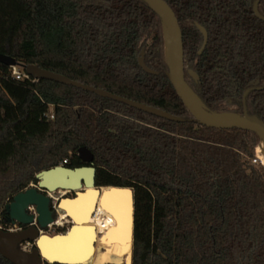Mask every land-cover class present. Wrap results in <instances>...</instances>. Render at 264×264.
<instances>
[{"label": "trees", "instance_id": "trees-1", "mask_svg": "<svg viewBox=\"0 0 264 264\" xmlns=\"http://www.w3.org/2000/svg\"><path fill=\"white\" fill-rule=\"evenodd\" d=\"M166 1L182 29L188 84L212 111L242 114L246 106L264 120V89L243 102L247 89L264 86L256 0ZM197 23L208 32L202 54ZM164 47L162 20L143 0H0V53L21 69L35 64L185 119L55 80H17L0 63L1 223L8 199L39 172L93 165L97 186L134 189L132 264H264L260 139L194 120L167 77ZM143 49L158 75L140 66ZM83 146L92 163L81 160ZM0 264L13 263L0 255Z\"/></svg>", "mask_w": 264, "mask_h": 264}, {"label": "water", "instance_id": "water-1", "mask_svg": "<svg viewBox=\"0 0 264 264\" xmlns=\"http://www.w3.org/2000/svg\"><path fill=\"white\" fill-rule=\"evenodd\" d=\"M143 1L162 20L165 59L169 68L167 77L194 120L213 128L247 130L257 134L260 139L258 146L264 142V120L256 114H250L246 106L242 114L233 111H212L207 107L186 80L183 33L174 10L166 0ZM260 1H255L254 12L257 17L264 20V16L259 12ZM196 26L204 39L199 50V54H202L208 42V32L202 25L197 23ZM0 63L10 67L20 65L15 58L3 53H0ZM139 63L146 72L154 75L159 74L158 71L146 64L144 49L139 56ZM22 67L36 79L55 80L168 120H185L163 109L73 80L35 64L22 65ZM188 73L195 81L199 80V75L194 70L189 69ZM254 89H264V86L247 89L243 96L244 104L248 93ZM78 154L82 161L93 162L94 155L86 146L81 147ZM262 164L264 165L263 162ZM95 177L96 168L93 165L77 168L59 165L39 172L37 180L32 182L30 187L16 194L13 200L6 204L8 221L10 223L17 222L24 225L25 228L19 231L0 229V255L13 264H45L46 262L51 264H132L135 227L134 189L131 187L97 186ZM54 193H59V195L52 197L50 194ZM100 201H103L104 207L113 210L118 216L117 231L122 228L126 230L124 246L117 251L114 249L109 252L107 249L109 244H118V239L112 238L111 234L100 233L99 236L102 238L104 246H98L97 239L91 237L94 231L88 237L78 231L84 225L83 222L93 216ZM30 206L35 207L36 214L29 211ZM78 209L80 210L78 211ZM81 210L84 212L80 213ZM62 215H65L64 224H58ZM53 225L65 229L61 233L49 235L47 230ZM75 235H79L81 240L89 242V245L87 244L89 247L83 251H75V244L72 242ZM26 241L33 243L34 246L31 250L21 247V243ZM63 244L66 246L62 247Z\"/></svg>", "mask_w": 264, "mask_h": 264}, {"label": "bare ground", "instance_id": "bare-ground-1", "mask_svg": "<svg viewBox=\"0 0 264 264\" xmlns=\"http://www.w3.org/2000/svg\"><path fill=\"white\" fill-rule=\"evenodd\" d=\"M167 39H168V36H167ZM257 149L260 152V155L258 156V158L260 157L261 161L264 163V142H261L260 145L257 147ZM61 193H63V192H61ZM50 195L52 197H56V196H54V194H50ZM79 210L80 209H78V211ZM83 212H84V210L80 211V213H83ZM64 218H65V215H62L61 220L59 221L58 224H64V221H63ZM83 224L84 225L78 230L80 232V234L83 233V235L88 237L94 231L92 233L91 237H92V239L93 238L97 239L98 236L100 235V233L106 234L112 229L117 230L119 227V219H118V216L113 212V210H110V209L108 210V208L103 206V201H100L99 206L96 209L93 216H91L90 218H87V220H85V222H83ZM118 232L123 234L124 236L127 235L126 230L124 228H122V230L120 229ZM82 241H84V239L81 240L79 235L73 236L72 242H73V244H75V247H74L75 251H77V250L83 251L85 248L89 247V246H87V244L89 245V242L84 241L82 243ZM61 246L65 247L66 245L63 244ZM78 261H80V260H78Z\"/></svg>", "mask_w": 264, "mask_h": 264}, {"label": "built area", "instance_id": "built-area-1", "mask_svg": "<svg viewBox=\"0 0 264 264\" xmlns=\"http://www.w3.org/2000/svg\"><path fill=\"white\" fill-rule=\"evenodd\" d=\"M20 67L18 65L16 66H12V74L13 76H15V78L17 80H24V79H29L31 77V75H29L24 68L23 69H19ZM46 117L49 119H54V112H53V107H51L50 111H48L46 113ZM256 161V159L254 160ZM66 162V161H65ZM63 165V164H61ZM32 185V183L29 185V187ZM28 188V187H27ZM26 188V189H27ZM12 200L8 199L7 204L9 202H11ZM29 211L33 212L36 214V210L34 206H30L29 207ZM0 220H1V214H0ZM17 223V222H16ZM0 229L5 230V231H19L22 230V227H19L18 224H14V223H10L9 221H7L5 224L0 222ZM25 244H31V242L26 241L21 243V247L25 250H28V246H26ZM32 245V244H31Z\"/></svg>", "mask_w": 264, "mask_h": 264}, {"label": "rangeland", "instance_id": "rangeland-1", "mask_svg": "<svg viewBox=\"0 0 264 264\" xmlns=\"http://www.w3.org/2000/svg\"><path fill=\"white\" fill-rule=\"evenodd\" d=\"M257 147H256V150H255V156H256V158L258 160L261 161L260 157L258 158V156L260 155V152L257 149ZM58 195H59V193H54V196H58ZM63 229H65V228L64 227H61V226H58V225H53V226L49 227V229L47 230V233L49 235H54L56 233H61ZM108 233L113 236L112 238H114V239L117 238L118 239V242H117L118 244L117 245L109 244L107 246V249L109 250V252L110 251H114V249H115V251H117V249H122L123 246H124V241H125L126 236H124L123 234L119 233L115 229L110 230ZM108 233H106V234H108ZM97 243H98V246H104V244L102 243V238L100 236H98V238H97ZM25 245L28 246V250H31L32 249V245L31 244H25Z\"/></svg>", "mask_w": 264, "mask_h": 264}, {"label": "flooded vegetation", "instance_id": "flooded-vegetation-1", "mask_svg": "<svg viewBox=\"0 0 264 264\" xmlns=\"http://www.w3.org/2000/svg\"><path fill=\"white\" fill-rule=\"evenodd\" d=\"M14 224H18L19 227L25 228L24 225H21V224H19V223H14ZM31 244H32V248H33L34 245H33V243H31Z\"/></svg>", "mask_w": 264, "mask_h": 264}]
</instances>
